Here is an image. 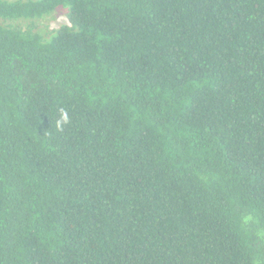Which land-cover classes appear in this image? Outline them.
Instances as JSON below:
<instances>
[{"label":"trees","instance_id":"obj_1","mask_svg":"<svg viewBox=\"0 0 264 264\" xmlns=\"http://www.w3.org/2000/svg\"><path fill=\"white\" fill-rule=\"evenodd\" d=\"M0 264H264V0H0Z\"/></svg>","mask_w":264,"mask_h":264},{"label":"rangeland","instance_id":"obj_2","mask_svg":"<svg viewBox=\"0 0 264 264\" xmlns=\"http://www.w3.org/2000/svg\"><path fill=\"white\" fill-rule=\"evenodd\" d=\"M65 22H67L66 14L61 11H55L50 16H47L42 20V26L44 27L46 24L49 25L51 28H56Z\"/></svg>","mask_w":264,"mask_h":264},{"label":"clouds","instance_id":"obj_3","mask_svg":"<svg viewBox=\"0 0 264 264\" xmlns=\"http://www.w3.org/2000/svg\"><path fill=\"white\" fill-rule=\"evenodd\" d=\"M68 123V115L66 111L61 110L60 119L57 121V128H62L63 124Z\"/></svg>","mask_w":264,"mask_h":264}]
</instances>
